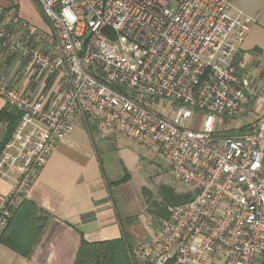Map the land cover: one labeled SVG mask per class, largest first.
<instances>
[{"label":"built area","instance_id":"1","mask_svg":"<svg viewBox=\"0 0 264 264\" xmlns=\"http://www.w3.org/2000/svg\"><path fill=\"white\" fill-rule=\"evenodd\" d=\"M37 1L46 29L0 5V44L30 83L21 91L0 76V96L20 114L0 153L12 182L0 234L9 206L88 116L168 163L194 195L147 223L149 238L132 244L140 264H262L264 113L257 132L231 124L264 107L237 61L253 18L232 15L233 0ZM193 112L202 122L189 126Z\"/></svg>","mask_w":264,"mask_h":264},{"label":"crops","instance_id":"2","mask_svg":"<svg viewBox=\"0 0 264 264\" xmlns=\"http://www.w3.org/2000/svg\"><path fill=\"white\" fill-rule=\"evenodd\" d=\"M9 4L17 5L23 19L48 28L42 20H35L31 13L22 11L19 0ZM0 5L6 6L8 2L0 0ZM230 13L253 18L238 50L237 61L245 82L264 89V68H261L264 65V0H233ZM22 70L20 56L6 54L0 44V76L16 89L26 91L30 83L24 75H19ZM7 105L0 96V111ZM263 113L264 107L254 104L241 117L231 120V124L238 130L243 127L245 131L257 132ZM88 119L83 117L57 145L25 196L49 213L38 241L28 255L0 243V264H74L83 238L88 241L115 239L121 237L123 228L129 240L135 231L142 240L149 238L148 222L138 220L128 209V199H121L122 209L117 196L118 190L131 183L144 152L125 134ZM242 119L248 120L239 126ZM4 130L5 123L0 122V138ZM11 186L10 180L0 177V210ZM136 221L138 227L134 229ZM138 239L136 236L134 240Z\"/></svg>","mask_w":264,"mask_h":264},{"label":"trees","instance_id":"3","mask_svg":"<svg viewBox=\"0 0 264 264\" xmlns=\"http://www.w3.org/2000/svg\"><path fill=\"white\" fill-rule=\"evenodd\" d=\"M15 5V4H14ZM17 8V5H15ZM19 112L8 105L0 111V122L5 123V130L0 138V153L11 137L19 120ZM246 128H240V132ZM193 193H178L173 188L169 194L170 204H181L193 198ZM11 215L0 234V243L15 251L28 255L38 241L48 219L49 213L34 201L21 198L15 205H10ZM168 215L166 210L164 217ZM132 244L128 232L123 228L119 238L88 241L82 239L74 264H140L132 257ZM264 264V260L262 262Z\"/></svg>","mask_w":264,"mask_h":264},{"label":"rangeland","instance_id":"4","mask_svg":"<svg viewBox=\"0 0 264 264\" xmlns=\"http://www.w3.org/2000/svg\"><path fill=\"white\" fill-rule=\"evenodd\" d=\"M1 2H8L9 4L18 2V0H1ZM19 2H21L22 11L31 13L35 20H42L46 26L48 25L37 0H19ZM155 101L159 107L166 105L163 99L157 98ZM88 118L91 119L90 117ZM243 120L246 121L248 119L240 120L238 122L239 126L243 123ZM201 122L202 116L193 112L188 125H199ZM138 146H140L141 150L144 152L143 160L141 164L138 165L139 167L135 171L131 183L123 186L121 191H117V196H119L118 203L123 209L124 204L121 199H128L130 203L128 209L138 217V220L152 223L164 217L169 205V194L172 188L178 193L190 191L188 190V185L171 174L168 163L158 158L142 145ZM121 193H123V195H121ZM137 225L138 221H136L134 229L138 227ZM135 234L137 238L140 239L134 240L136 237ZM135 234L133 232L131 234L132 238L130 239V243L132 244L142 241L143 238L137 234L136 231ZM132 257L137 261L133 255Z\"/></svg>","mask_w":264,"mask_h":264}]
</instances>
